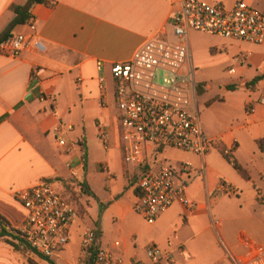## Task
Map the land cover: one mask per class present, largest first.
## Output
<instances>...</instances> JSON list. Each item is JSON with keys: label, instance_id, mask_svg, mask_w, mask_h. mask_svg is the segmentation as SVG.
<instances>
[{"label": "crops", "instance_id": "0c3cea01", "mask_svg": "<svg viewBox=\"0 0 264 264\" xmlns=\"http://www.w3.org/2000/svg\"><path fill=\"white\" fill-rule=\"evenodd\" d=\"M28 1L0 0V35L15 18L11 6ZM50 1L55 5H34L31 20L12 33H35L38 45L18 57L0 54V216L15 230L26 215L14 198L15 192L42 180L67 191L69 164L81 170L79 179L86 183L82 175L89 166L92 137L111 132L113 126L111 108L106 106L108 93L103 100L99 80H106L103 76L112 64L130 60L150 36L165 33L174 39L169 21L181 6V0ZM203 1L228 9L244 1L252 7L257 4L264 12V0ZM230 41L227 54L240 66V79L226 85L220 95L200 103V97L211 88L204 86L195 102L202 128L214 147L205 157L179 151L180 158L173 165L189 164L197 172L186 193L188 200L197 204L196 211L188 212L177 204L155 224H147L133 210L137 195L130 177L132 169H120V177L127 184L117 180L111 196L115 202L106 212L112 209L113 221L117 218L120 226L130 227L134 245L123 237L112 247L124 264L148 263L149 244L160 246L168 255L163 264H233L250 258L251 247H264V107L259 104L264 79L255 82L264 76V45ZM108 86L113 93V84ZM56 130L72 147L70 153L58 147ZM83 148L87 150L86 170ZM167 151L174 154L176 150H164L162 160L170 153ZM222 184L236 193L224 194ZM126 195H132L130 201L124 200ZM234 225L245 229L234 234ZM90 229L75 221L69 246L52 258L54 262L85 264L81 243ZM219 238L228 255L213 247L218 246ZM99 239L100 248L111 247L103 237ZM179 247L185 250V258ZM28 257L48 264L33 254ZM0 264L28 262L24 255L0 242Z\"/></svg>", "mask_w": 264, "mask_h": 264}, {"label": "built area", "instance_id": "2783aa9c", "mask_svg": "<svg viewBox=\"0 0 264 264\" xmlns=\"http://www.w3.org/2000/svg\"><path fill=\"white\" fill-rule=\"evenodd\" d=\"M169 27L174 40L170 41L165 33L150 36L130 60L110 67L122 126L124 161L132 169L130 177L137 191L133 210L150 225L177 204L185 206L188 212L198 207L186 195L197 172L189 164L168 165L161 159L162 152L172 149L205 157L214 147L202 128L195 105L197 83L190 34L198 32L264 45V15L244 1L228 9L203 0H181ZM37 45L35 33L15 34L2 43L0 50L5 55L18 57ZM99 84L105 100L107 81L101 78ZM259 104L264 107V88ZM55 137L59 148L66 153L72 151L59 130ZM100 138L106 145L105 132H101ZM68 168L73 179L69 182L71 193L80 197L85 194L80 187L81 170L71 164ZM221 190L224 194L236 193L225 184ZM14 198L26 210L18 231L38 255L53 258L69 246L72 226L79 213L55 183L42 180L15 192ZM96 241L93 229L85 231L81 243L84 259H88ZM178 251L186 257L182 247ZM251 251L250 258L235 260L233 264H264V247H251ZM146 253L148 263L136 264H163L168 256L155 244L148 246ZM96 264H124V261L99 248Z\"/></svg>", "mask_w": 264, "mask_h": 264}, {"label": "rangeland", "instance_id": "374dc122", "mask_svg": "<svg viewBox=\"0 0 264 264\" xmlns=\"http://www.w3.org/2000/svg\"><path fill=\"white\" fill-rule=\"evenodd\" d=\"M253 8L264 15V12L258 8L257 4L253 6ZM169 40L172 41L174 39ZM231 42L232 41H230V39H224L198 32H192L190 34L192 67L195 72L196 83L202 87H211L209 92L200 97V103L207 99V97L212 95H220L221 90L226 85L237 83V81L240 79V66H236V63H234L232 59L229 58L231 55L227 54L228 51L231 50ZM232 69L236 70V74H234L235 72H230ZM103 77H105L107 80L106 86L108 93V105L106 106L111 108V119L113 126L111 132H105L108 139L106 145L102 143L100 136L98 137L96 135L92 137L90 142L91 156L89 154V166L86 172L82 175V180L84 179L86 181V184L90 188L91 194L87 195L85 193L80 197H76V195L71 193L72 191L70 190V187L68 188V186H66L67 191L65 188L60 190L58 189V186L56 187H58L57 189L68 199H70L75 206L77 212L79 213L77 220H80V227L91 228L93 230L99 231L100 237H103V239L111 245L109 249H103L114 253L112 247L113 243L117 239L121 240L123 237H125L128 242L134 245V240L129 237V225L124 224L120 226V220L117 218L116 222H114L113 219H115V216L112 213V209L106 212L115 202L111 196L112 194H115L113 189L116 187L117 180L119 182L123 181L125 184H127V181L120 177L122 172L120 169L123 170V168L128 169L131 167L124 161L122 126L116 98L114 93L111 91L109 92L108 84L110 85V82L113 84V77L111 75L110 69L108 74H105ZM198 91L199 90L197 88V92ZM177 152L179 151H174L173 154L171 151H167L169 154L164 156V162L170 166H173L175 163L174 161L180 158V155H178L179 153L177 154ZM66 178L69 179L68 182L73 180L68 173H66ZM128 186L130 185L128 184ZM130 198H132V195H130V197L126 195L124 200L130 201ZM242 229L245 228H241L240 225L233 226L234 234ZM150 245L152 244H149V246ZM218 246L215 244L213 247L215 249L221 248L224 252V255H228L226 246L224 245L221 238L218 240ZM158 247L160 248V246Z\"/></svg>", "mask_w": 264, "mask_h": 264}, {"label": "trees", "instance_id": "16d2710c", "mask_svg": "<svg viewBox=\"0 0 264 264\" xmlns=\"http://www.w3.org/2000/svg\"><path fill=\"white\" fill-rule=\"evenodd\" d=\"M36 4H42V5H46V6H54L55 5V3L50 1V0H29L25 5H12L11 11L15 15V18L12 21V23L9 25L7 30L3 34L0 35V46L10 36H12V33L16 27L23 26L31 20V18H32L31 9ZM0 54H1V50H0ZM260 79L261 80L264 79V76L262 78L256 79L255 82H258ZM197 88L199 90V93L202 92L203 87L201 85H198ZM260 145L262 147L263 143L261 142ZM261 149H264V148L262 147ZM221 151H222L223 156L230 163H232L234 165L235 169L243 177L247 178V176L243 173L242 169L238 166V164L234 160H232V158L229 156V154H227L224 150H221ZM83 163H84V170H86V168H87V150H86V148H83ZM80 187L84 190V192L87 195L91 194L90 188L85 182L80 181ZM135 193L137 195V191H135ZM0 221H1L0 242H4V243L8 244L9 246H11L15 250V252H17L18 254L24 255L26 257V261L28 262V264H38L33 259L28 257L30 254L37 256L41 260L46 261L48 264H56L52 258H44V257L38 255L31 248V246L25 240H23L21 238L20 232L18 230H15L14 228H12L9 224H7V222L1 216H0ZM94 232L96 234L97 241H96L94 247L92 248L88 259L85 261V264H96V261H97V252H98V249L100 248V245L98 242V240L100 238V232L96 231V230H94Z\"/></svg>", "mask_w": 264, "mask_h": 264}, {"label": "water", "instance_id": "95a60500", "mask_svg": "<svg viewBox=\"0 0 264 264\" xmlns=\"http://www.w3.org/2000/svg\"><path fill=\"white\" fill-rule=\"evenodd\" d=\"M0 225H1V221H0Z\"/></svg>", "mask_w": 264, "mask_h": 264}]
</instances>
